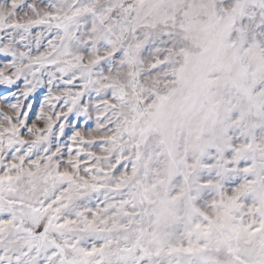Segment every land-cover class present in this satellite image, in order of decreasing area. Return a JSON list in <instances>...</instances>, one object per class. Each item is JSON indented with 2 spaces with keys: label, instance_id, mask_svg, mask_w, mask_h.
I'll return each mask as SVG.
<instances>
[{
  "label": "snow or ice",
  "instance_id": "6c2138e0",
  "mask_svg": "<svg viewBox=\"0 0 264 264\" xmlns=\"http://www.w3.org/2000/svg\"><path fill=\"white\" fill-rule=\"evenodd\" d=\"M21 81L0 264H264V0H0Z\"/></svg>",
  "mask_w": 264,
  "mask_h": 264
},
{
  "label": "rangeland",
  "instance_id": "374dc122",
  "mask_svg": "<svg viewBox=\"0 0 264 264\" xmlns=\"http://www.w3.org/2000/svg\"><path fill=\"white\" fill-rule=\"evenodd\" d=\"M19 87H22V81L17 85V86H7V85H0V95H6L7 93L4 91L7 89L8 92H15ZM42 98V90H37L34 94H32L28 99L29 101L34 102V109H33V114L36 110L39 108V101ZM14 102V100L10 101ZM6 105L3 100H0V110H5ZM34 118V115H33ZM31 122V121H29Z\"/></svg>",
  "mask_w": 264,
  "mask_h": 264
}]
</instances>
